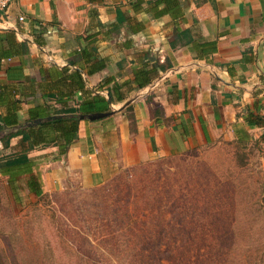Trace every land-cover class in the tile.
Masks as SVG:
<instances>
[{"label": "crops", "instance_id": "crops-1", "mask_svg": "<svg viewBox=\"0 0 264 264\" xmlns=\"http://www.w3.org/2000/svg\"><path fill=\"white\" fill-rule=\"evenodd\" d=\"M0 18L7 121L102 98L118 107L140 92L122 111L79 119L60 158L53 145L28 151L43 192L70 180L97 185L119 168L264 130L246 121L264 119V0H12ZM23 144L15 136L9 149Z\"/></svg>", "mask_w": 264, "mask_h": 264}, {"label": "rangeland", "instance_id": "rangeland-1", "mask_svg": "<svg viewBox=\"0 0 264 264\" xmlns=\"http://www.w3.org/2000/svg\"><path fill=\"white\" fill-rule=\"evenodd\" d=\"M18 184L0 175V264H264L263 129L97 185Z\"/></svg>", "mask_w": 264, "mask_h": 264}, {"label": "trees", "instance_id": "trees-1", "mask_svg": "<svg viewBox=\"0 0 264 264\" xmlns=\"http://www.w3.org/2000/svg\"><path fill=\"white\" fill-rule=\"evenodd\" d=\"M96 101L102 103V107L96 105ZM108 109L109 105L106 99L93 100L92 103H86L77 108L70 107L61 111V113L72 114L70 116L43 120L35 126L18 128L7 132L4 131L17 125L19 122L7 121L4 117L0 116V142L4 148L9 149L11 147L10 139L18 135L21 136V143H28L26 147L23 144L19 151H10L9 154L0 157V175L6 177L7 183L13 193H18V182L20 179H24L25 189L29 193L36 196L43 194L42 182L39 174L35 171V163L28 156L30 149L40 144L57 146L54 158H60L75 141L80 121L78 114L99 110L106 111ZM47 116H50V114H44L41 118ZM37 117L39 116H30L29 120ZM246 121L257 126L264 125V119L254 113H249Z\"/></svg>", "mask_w": 264, "mask_h": 264}, {"label": "water", "instance_id": "water-1", "mask_svg": "<svg viewBox=\"0 0 264 264\" xmlns=\"http://www.w3.org/2000/svg\"><path fill=\"white\" fill-rule=\"evenodd\" d=\"M139 95H140V92H137L135 95H133L130 98H128L127 100H125L118 107H114L112 105L111 100L108 98V102L110 103V107H109L108 110L100 111V112H90V113H85V114H79L78 118L80 120H82V119L97 120V119H100V118H103V117H106V116H110V115H112L114 113L122 111L129 104H131V102H133L137 97H139ZM65 115H72V114H57V115H50V116H47L45 118H35V119L31 120V121L24 122L23 124H19V125L10 127L7 130H5L4 132L14 131V130H16L18 128H25V127L34 126V125H37V124L41 123L43 120H50V119H54V118H60V117H64Z\"/></svg>", "mask_w": 264, "mask_h": 264}, {"label": "built area", "instance_id": "built-area-1", "mask_svg": "<svg viewBox=\"0 0 264 264\" xmlns=\"http://www.w3.org/2000/svg\"><path fill=\"white\" fill-rule=\"evenodd\" d=\"M12 0H0V16L3 14L4 11H6L9 3L11 2ZM19 19L22 20L23 19V16H19ZM7 21H3L1 18H0V30H3V29H6L8 26H7ZM10 58H0V62H7L9 61ZM0 93H1V88H0Z\"/></svg>", "mask_w": 264, "mask_h": 264}]
</instances>
